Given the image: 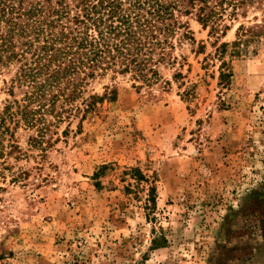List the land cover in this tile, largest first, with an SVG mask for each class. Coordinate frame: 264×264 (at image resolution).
<instances>
[{
  "label": "rangeland",
  "instance_id": "1",
  "mask_svg": "<svg viewBox=\"0 0 264 264\" xmlns=\"http://www.w3.org/2000/svg\"><path fill=\"white\" fill-rule=\"evenodd\" d=\"M255 15L188 18L182 66L97 78L84 118L44 134L0 71V264H264V36L233 44Z\"/></svg>",
  "mask_w": 264,
  "mask_h": 264
},
{
  "label": "trees",
  "instance_id": "2",
  "mask_svg": "<svg viewBox=\"0 0 264 264\" xmlns=\"http://www.w3.org/2000/svg\"><path fill=\"white\" fill-rule=\"evenodd\" d=\"M256 11L260 18L240 24L233 44L264 36V0H0V71L15 67L11 86L25 87L16 113L44 134L47 115L84 118L101 98L84 97L97 78L128 76L133 86H152L160 68L182 66L179 50L194 41L188 18L223 34L228 22ZM5 110L0 138L12 116Z\"/></svg>",
  "mask_w": 264,
  "mask_h": 264
}]
</instances>
